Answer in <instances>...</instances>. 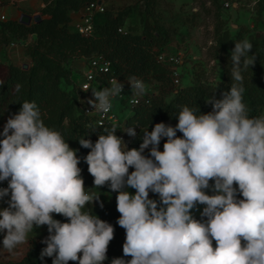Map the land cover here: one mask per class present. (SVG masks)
Here are the masks:
<instances>
[{
	"label": "clouds",
	"instance_id": "9594fccd",
	"mask_svg": "<svg viewBox=\"0 0 264 264\" xmlns=\"http://www.w3.org/2000/svg\"><path fill=\"white\" fill-rule=\"evenodd\" d=\"M252 48L247 38L235 41L231 86L221 98L206 99L211 111L180 106L176 125L158 122L146 129L139 148H128L116 124L94 143L79 139L90 149L84 160L93 188L107 185L117 193L118 224L126 232L123 254L131 259L114 258L111 264H264V115L250 116L243 101V72L255 62ZM128 82L134 96L146 94L142 79ZM91 90L87 103L106 117L124 84L113 78L110 87ZM120 129L137 135L134 127ZM0 137V182L7 181L0 187V201L7 198V207L0 208L3 249L13 253L34 228L46 225L41 259L103 264L114 228L83 210L99 195L85 191L78 150L44 123L35 101L25 100L8 117Z\"/></svg>",
	"mask_w": 264,
	"mask_h": 264
},
{
	"label": "trees",
	"instance_id": "16d2710c",
	"mask_svg": "<svg viewBox=\"0 0 264 264\" xmlns=\"http://www.w3.org/2000/svg\"><path fill=\"white\" fill-rule=\"evenodd\" d=\"M43 1L44 5L40 8L41 18L38 21L24 24L16 18H0V44L25 40L24 52L30 58L26 68L19 63L0 59V132L3 131L2 123H6L10 115L17 113L25 100L35 101L41 110L44 123L60 131L69 146L78 150L76 154L81 158L78 167L81 168L85 191L94 186V178L89 174L88 165L84 160L90 149L81 147L79 139L84 137L94 143L99 134H106V130H111L115 123L97 124L78 106L72 79L73 62L78 58L86 61L95 53H101L108 58L109 68L98 75L100 80L114 74L119 78L136 76L150 84L153 80L158 82V88L149 94V100L133 105L125 117L124 123L127 127H135L136 124L141 126L131 140L127 135L125 142L128 148H139L143 131H151L150 125L154 123L167 121V124L175 126L180 106L200 108L201 112L211 111L212 105L206 103V99L211 96L219 99L221 93L230 88V51L234 48L235 41L245 38L253 44L250 54H255V62L243 72V101L249 108L250 116L264 115L263 32L245 33L246 29L241 27L231 35L222 24L216 25V42L223 49L220 54L222 76L214 82L199 80L182 83L177 90H173L169 65L157 60V52L167 42L168 35L162 33L156 23L145 20L141 31L123 28L127 11L105 9V19L96 20L93 31L85 35L71 23V10L79 9L91 0ZM62 80L68 83V88L62 86ZM17 84L21 86L19 92L15 91ZM166 93H170L168 98ZM88 125L97 128L92 131ZM116 135L118 136V129ZM177 136H182V133L177 131ZM166 139H161V151ZM144 154L148 155L149 150L146 149ZM133 170L130 168L129 172ZM152 194L154 193L150 191L149 195ZM116 196L115 192L106 199L95 201L93 207L83 209L107 221L114 228V238L109 242L107 259L103 264H111L114 258L131 259L123 254L126 232L118 224L120 213L116 207ZM238 198L242 199V196ZM101 203L103 207L100 206ZM53 217L62 222L66 220L55 213ZM47 236L45 225V231L40 236L29 237L20 256L3 259L0 255V264H52V257L45 256L41 259L40 255L46 247L42 241ZM68 264H78V261H69Z\"/></svg>",
	"mask_w": 264,
	"mask_h": 264
},
{
	"label": "rangeland",
	"instance_id": "374dc122",
	"mask_svg": "<svg viewBox=\"0 0 264 264\" xmlns=\"http://www.w3.org/2000/svg\"><path fill=\"white\" fill-rule=\"evenodd\" d=\"M36 1L33 0L24 9H27L30 14L41 13L40 8L44 5V1L42 5ZM102 1L106 11H127L123 28L141 31L145 20L160 26V31L168 35L167 42L161 49L182 52L181 81L183 84L199 80L214 82L222 76L220 54L223 49L216 42V25L222 24V27L227 28L231 35L241 27L246 29L245 33L255 31L264 33V0ZM225 2H228V5H225ZM7 9L11 11V6L9 5ZM7 18L6 16L5 19ZM2 57L5 58L4 61L25 59L21 55H12V57L3 55ZM84 62L83 58L73 62L72 77H79ZM61 84L68 88L66 81L62 80ZM151 87L157 90L158 82L153 80ZM165 96L168 98L170 93H166ZM117 105L115 103V108ZM120 113L129 114L130 108H121ZM161 122L167 124L166 121ZM4 124L2 123L1 130ZM6 200L7 198L5 201H0V208L7 207Z\"/></svg>",
	"mask_w": 264,
	"mask_h": 264
},
{
	"label": "built area",
	"instance_id": "2783aa9c",
	"mask_svg": "<svg viewBox=\"0 0 264 264\" xmlns=\"http://www.w3.org/2000/svg\"><path fill=\"white\" fill-rule=\"evenodd\" d=\"M225 5H228V2H225ZM105 11V5L102 0H91L87 4L81 7V12L79 17L72 23L74 27L82 34H90L93 31L94 24L96 22L95 13L100 12L103 13ZM1 19H5V15H0ZM264 19V18H263ZM121 29V27H119ZM182 52L180 50L177 51H169L161 49L157 52V60L161 62H165L169 65L171 76H172V84L173 90H177V88L182 84L181 75H182ZM110 65V60L106 58L101 53H95L91 57H89L83 64L79 77H72L74 82V92L77 99V104L82 110V112L93 119V121L97 124H104L107 122L115 123L120 128L127 127L125 125V117L127 114H121V108L124 109L126 107L130 108L140 101H148L149 94L153 93L155 89L151 87L150 83H146L147 91L146 94L143 96L136 97L133 95L131 90L129 80L132 77H124L119 78L118 76L112 74L106 77L105 80L98 79V75L104 73ZM117 79L124 84V91L119 95L113 98L112 104L113 107L107 116H102L101 114L96 113L92 110L90 104L87 101L90 98H93L92 90L96 89L100 90L104 87H110V80ZM139 78V77H136ZM141 79V78H139ZM88 87L87 91L83 89ZM115 103H117V108H115ZM155 123L150 125V130L154 127ZM118 129V136L122 137L125 141L127 138V133ZM135 131H139L141 126L136 124L134 127ZM7 183L0 182V187H6Z\"/></svg>",
	"mask_w": 264,
	"mask_h": 264
},
{
	"label": "crops",
	"instance_id": "0c3cea01",
	"mask_svg": "<svg viewBox=\"0 0 264 264\" xmlns=\"http://www.w3.org/2000/svg\"><path fill=\"white\" fill-rule=\"evenodd\" d=\"M32 1L33 0H0V15L4 14L5 18L6 16L8 18H18V16L20 15L22 11L28 12V10L24 8H27V5L30 4ZM36 2H38L39 5L43 4V0H37ZM9 5L11 6V11H8L7 9ZM80 12H81V8L76 9V10H71V23H73L79 17ZM95 19L97 21H103L105 19V14L96 12ZM24 43H25V40H19L18 42H11L7 44L1 43L0 44V59L5 60V58L2 57L3 55H7L9 57H12V55H17V56L21 55L25 59L23 60L9 59V61H13L19 64H21L22 62H28L29 64L30 58L24 52ZM128 137H129V140H131V137L129 135ZM93 187H91V189L86 192L95 193L99 195V199H106L115 193V192H112L107 185L102 186L100 189L93 188ZM126 190L129 191L130 193L135 192V189H132V188H127ZM149 197L152 199L159 200L158 195H155V194H152L151 196L149 195ZM94 204H95V201L93 202V204H86L85 208H91L94 206ZM199 207H200V210L202 211L203 206H199ZM193 214L196 219H201L200 211H194ZM44 231H45V226L34 228L33 232L29 234V237L40 236ZM3 235L4 233H0V255L1 257L3 256L2 257L3 259H11V258L18 257L17 255H21V252L24 249L25 244L18 246L17 249H15L13 253H8L7 250L3 249L2 247L3 246L2 245ZM213 246L215 247V243H213Z\"/></svg>",
	"mask_w": 264,
	"mask_h": 264
},
{
	"label": "water",
	"instance_id": "95a60500",
	"mask_svg": "<svg viewBox=\"0 0 264 264\" xmlns=\"http://www.w3.org/2000/svg\"><path fill=\"white\" fill-rule=\"evenodd\" d=\"M99 1H100V0H99ZM40 18H41L40 13L30 14V13H28V12H26V11H22V12L20 13V15L18 16L17 19H18L20 22L24 23V24H29V23L32 22V21H38ZM28 65H29V64H28L27 62H22V63H21V66H22L23 68L28 67Z\"/></svg>",
	"mask_w": 264,
	"mask_h": 264
}]
</instances>
